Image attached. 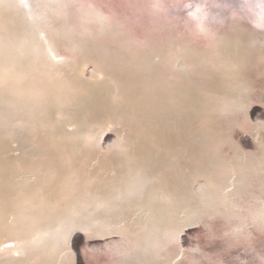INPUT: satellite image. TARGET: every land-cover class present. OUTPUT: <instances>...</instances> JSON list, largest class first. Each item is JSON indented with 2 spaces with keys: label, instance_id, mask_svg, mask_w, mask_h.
I'll use <instances>...</instances> for the list:
<instances>
[{
  "label": "bare ground",
  "instance_id": "6f19581e",
  "mask_svg": "<svg viewBox=\"0 0 264 264\" xmlns=\"http://www.w3.org/2000/svg\"><path fill=\"white\" fill-rule=\"evenodd\" d=\"M153 1L0 0V264H264V0Z\"/></svg>",
  "mask_w": 264,
  "mask_h": 264
},
{
  "label": "water",
  "instance_id": "95a60500",
  "mask_svg": "<svg viewBox=\"0 0 264 264\" xmlns=\"http://www.w3.org/2000/svg\"><path fill=\"white\" fill-rule=\"evenodd\" d=\"M16 1L21 2L20 4L23 5V7L25 8V11H30L33 9H35L36 12H39V13L42 11V7H39V5L37 6V3H36L37 0H16ZM177 1L179 3L176 5L174 4V6H173V1L171 2L172 5L164 4V6H163L162 5L163 2L161 0H155V1H153L152 8H154V10L160 9L163 11L162 13H167V15L170 14L169 18L172 20V23H175V26H177L178 28L181 27L184 24V22L186 21L188 24V25L186 24L188 31L190 32L191 35H194V36H196L195 31H196V29L200 23H202L203 25H206V26H207V23L208 24L211 23L210 21H212V10H213L211 7L215 6V5H217V6L222 5V2H223V0H177ZM258 1L259 0H255L256 4L258 3ZM259 4L260 3H258L257 5H259ZM263 8H259V10L261 11V14H263ZM174 10H177L176 11L177 16L174 15V13H173ZM214 21L218 22V21H216V19ZM202 24H200L201 25L200 30L202 33L201 35L205 36L207 34V32L205 33V30L207 27L206 28L202 27ZM169 28L171 30H173L172 29L173 25L169 24ZM37 32H38L37 35H41L40 30ZM179 33L180 34L183 33L182 35H185L184 32H182L181 30H179ZM155 36L156 35H154V37ZM178 36H180V35H178ZM48 50L51 51V49H48ZM52 53L55 54L53 52V50H52ZM186 54H187V58H188V62L186 64L178 62V60L176 58H173V60H171V62L174 64V66L177 69H185L189 63L191 64L190 56L187 52H186ZM55 55L62 57V55L57 54V53ZM152 58H155V56H153ZM174 60L175 61L177 60L176 61L177 65H176V63L173 62ZM90 62L91 61L88 60V61H85L84 63L80 64L81 65L80 67H82L81 72L83 74H87L90 71V68H91ZM199 74H201L200 71H195V72L191 73L190 75L189 74H185V75L190 76L192 78H195ZM231 87L233 89L239 88L237 84L232 85ZM255 102L256 101L249 102L247 105L244 106V110L246 109L245 114H248L250 116V114H252V113L254 114L256 111L258 112L257 105L254 106L255 108L253 107ZM258 109H260V111H261L260 114L257 113L259 115L258 117L262 118L264 116L263 111L261 110V108H258ZM249 110H252V112H250V114L248 113ZM262 119L264 120V118H262ZM105 138H106V136H104L102 141H105L106 140ZM191 226H193V225H189V226L184 227V228H186V227L188 228L187 232L184 235H182V238H184V240H183L184 244L190 245L192 243L191 241L195 239V238H193V236H192V238L190 237L191 235H193V233H195V230L193 228L191 229ZM182 234H183V232H182ZM93 237L98 239V236H93ZM85 238L89 239L88 235H85ZM89 240H92V238H90ZM93 242H97V241H93Z\"/></svg>",
  "mask_w": 264,
  "mask_h": 264
},
{
  "label": "snow or ice",
  "instance_id": "6c2138e0",
  "mask_svg": "<svg viewBox=\"0 0 264 264\" xmlns=\"http://www.w3.org/2000/svg\"><path fill=\"white\" fill-rule=\"evenodd\" d=\"M49 56L51 57V59L56 62V63H63L65 62V58L64 57H60L58 55L53 54L51 51H49ZM107 132H111L112 128L109 127L106 129ZM112 143H116V142H112ZM203 227H205L206 229H208L210 227V225L208 223H204ZM172 240H175V237L172 238ZM183 249H180L179 247H177L176 253H175V260L173 261V264H179V262L183 259Z\"/></svg>",
  "mask_w": 264,
  "mask_h": 264
},
{
  "label": "clouds",
  "instance_id": "9594fccd",
  "mask_svg": "<svg viewBox=\"0 0 264 264\" xmlns=\"http://www.w3.org/2000/svg\"><path fill=\"white\" fill-rule=\"evenodd\" d=\"M256 26L257 27H264V25H261V24H257Z\"/></svg>",
  "mask_w": 264,
  "mask_h": 264
},
{
  "label": "rangeland",
  "instance_id": "374dc122",
  "mask_svg": "<svg viewBox=\"0 0 264 264\" xmlns=\"http://www.w3.org/2000/svg\"><path fill=\"white\" fill-rule=\"evenodd\" d=\"M161 196L164 198L165 194H163V195L161 194ZM73 236H74V235H73Z\"/></svg>",
  "mask_w": 264,
  "mask_h": 264
}]
</instances>
